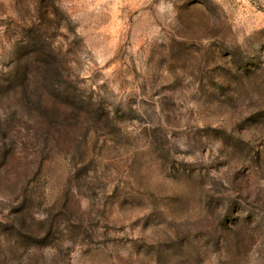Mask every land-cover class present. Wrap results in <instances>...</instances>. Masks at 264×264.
Segmentation results:
<instances>
[{"label": "rangeland", "instance_id": "374dc122", "mask_svg": "<svg viewBox=\"0 0 264 264\" xmlns=\"http://www.w3.org/2000/svg\"><path fill=\"white\" fill-rule=\"evenodd\" d=\"M0 264H264V0H0Z\"/></svg>", "mask_w": 264, "mask_h": 264}]
</instances>
